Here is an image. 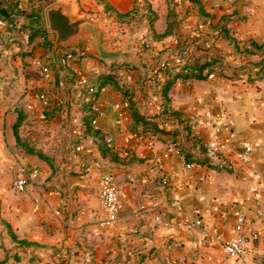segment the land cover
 <instances>
[{
  "label": "crops",
  "instance_id": "1",
  "mask_svg": "<svg viewBox=\"0 0 264 264\" xmlns=\"http://www.w3.org/2000/svg\"><path fill=\"white\" fill-rule=\"evenodd\" d=\"M170 2L176 27L162 36ZM54 3L97 23L111 40L107 50L117 35L128 36V25L140 24L155 46L145 55L149 62L139 65L141 57L122 50L124 57L100 58L91 38L77 37L72 46L57 49L58 57L87 45L89 51L75 58L78 74L60 73L54 88L53 76L42 72L52 61L48 48L54 41L44 12ZM174 48L183 50L191 71L199 73L198 65L208 62L203 78L189 85L178 79L169 90L171 108L183 115L174 142L168 134L146 133L128 143L127 99L107 84L96 104L102 112L99 130L114 140L111 151L101 153L89 142L84 152H73L70 141L86 107L78 77L123 72L140 112L157 115L161 99L152 92L147 67L161 64ZM118 61L130 66L118 68ZM35 90L63 100L49 122L38 118L30 101ZM115 103L122 109L115 110ZM16 109L25 113L19 134L35 144L42 136L43 146L37 147L59 153L54 171L38 156L19 153L12 128ZM193 136L225 142V168L197 163L204 154ZM246 146L252 153L244 163L237 154ZM180 148L191 162L175 152ZM5 151L38 175L25 192L7 189L0 175V264H264V0H0V152ZM13 159L7 156L8 164ZM103 172L123 190L118 217L109 225L102 224L98 194ZM68 177L76 178L68 183ZM235 209L245 216L247 239L243 254L227 256L201 231L230 236Z\"/></svg>",
  "mask_w": 264,
  "mask_h": 264
},
{
  "label": "built area",
  "instance_id": "2",
  "mask_svg": "<svg viewBox=\"0 0 264 264\" xmlns=\"http://www.w3.org/2000/svg\"><path fill=\"white\" fill-rule=\"evenodd\" d=\"M215 6H218L216 3ZM89 51V46H84L78 54L71 51L65 50L61 52L59 57L60 70L62 69L63 75L78 74L77 68L73 65L77 55H84ZM166 54L169 56V59L174 61V64L177 69L184 72L190 71V65L187 61L184 52L178 54L175 50H166ZM42 72L45 78H50L51 70L47 65L42 66ZM96 72V71H95ZM122 77L124 76L123 72H118ZM209 77H212V74H208ZM185 85H189L191 79H183ZM76 87L79 92L84 95L85 102L92 101V109L95 112V116L91 119V125L95 129H100V117L102 112L100 111L98 105L96 104V97L94 94L97 92V83L87 77L79 76L76 81ZM30 101L38 108V118L43 122H49L51 120V111L63 104V100L52 96L49 92L45 90H35L30 94ZM31 106V105H30ZM32 107V106H31ZM115 110H121V105L115 103L113 105ZM130 141L132 140H141L144 139L143 134L136 132H131ZM105 141L108 145L113 144V137L111 134H105ZM89 142H94L92 135L84 131L82 122L78 123L76 126V135L74 139L72 138L71 148L73 152H84L86 150V144ZM205 147V156L207 157L210 166L214 169H223L225 168V163L221 160V154L224 152L226 145L225 142L221 141L216 137H208L203 140ZM177 154L180 153L179 150L175 151ZM252 153V148L246 146L241 152L237 154V157L241 162H248L250 160ZM187 168H191L193 163H186ZM84 172H89L91 166L83 165ZM38 175V171L34 167H28L24 164H21L13 179V185L17 192H25L32 185L33 181ZM98 194L100 198V206L104 214V219L102 221L103 225H109L116 221L118 217V212L121 205V199L123 196L122 188L116 183L113 175L110 172H103L99 179V188ZM233 217V226L231 234L228 237L223 236L221 233L215 235H210L206 230L201 231V236L203 239L209 238L211 241L218 242L227 256H240L245 250L246 244V219L241 210L235 209L232 212Z\"/></svg>",
  "mask_w": 264,
  "mask_h": 264
},
{
  "label": "trees",
  "instance_id": "3",
  "mask_svg": "<svg viewBox=\"0 0 264 264\" xmlns=\"http://www.w3.org/2000/svg\"><path fill=\"white\" fill-rule=\"evenodd\" d=\"M174 2H170L171 6L169 5L168 9V17L169 20L167 22V27L165 32L162 34V36L170 35L174 32V29L176 27V14L174 11V7L172 6ZM51 45L48 48V51L50 52ZM175 52L178 54L183 53V50L180 48H174ZM60 57V55H59ZM51 66V75L53 76V87L58 88V77L60 73H62V69L60 72H56L54 63L50 62ZM129 65V63H127ZM208 65V62H205L204 64L198 65L199 67V73L194 71H187L184 72L182 70H179L176 68L175 64H173V61L171 59H165L162 61L161 64L156 63L154 65H149L147 69L150 72L149 79L151 80L152 85V92L156 95H158L161 99L159 103V113L157 115H146L140 112V110L137 107L136 101L132 98V94L129 92V89L126 88L121 81V76L116 71H109V72H100L99 74L95 75L94 81L97 83V92L94 94L95 97L98 96V93L100 90L107 84L112 85L115 90L119 91L123 97L127 99V105L130 109L131 118H132V125H131V131L136 132L139 134H146L150 133L152 135H171L174 137L177 135L178 131L176 129V125L180 124L182 122L183 115L174 109L171 108L169 104V90L171 87L175 84V82L178 79H201L203 76L201 75V71L203 68ZM130 66V65H129ZM134 67V66H131ZM144 67V66H143ZM74 74L67 75V77H71ZM205 77V76H204ZM92 101L86 102V107L84 110V113L81 117V122L84 128L85 132H88L92 135L94 142L98 145L101 153L110 150V145H108L105 141V136L100 132L99 129H95L91 125V119L95 116V112L92 109ZM62 107L59 106L56 109L60 110ZM55 111L52 110L51 113ZM25 119V113L22 111V109L17 110V118L12 126L13 128V134L15 137L16 145L21 146L25 152L34 154L38 156L40 159L44 160L46 163H48L50 166L52 165V160L43 153V151L35 145L34 142H30L27 137L21 136L19 134V129L21 124L23 123ZM168 126H171L170 129H168ZM194 143L199 147L201 154L205 153V147L202 141V138L193 136L192 137ZM111 151V150H110ZM181 154L184 156V159L186 161L191 162V154L182 152V149L180 148ZM109 153V152H108ZM197 163H205L210 165L207 157L204 154V157L200 156L197 158Z\"/></svg>",
  "mask_w": 264,
  "mask_h": 264
},
{
  "label": "water",
  "instance_id": "4",
  "mask_svg": "<svg viewBox=\"0 0 264 264\" xmlns=\"http://www.w3.org/2000/svg\"><path fill=\"white\" fill-rule=\"evenodd\" d=\"M44 14L47 30L54 35V41L51 46V57L56 71L60 70L57 49L59 47L72 46L77 37L91 38L100 58L116 59L125 56L122 51L107 50L106 45L111 40L105 37L103 30L99 28L98 24L85 17L70 15L68 6L54 3L46 7ZM74 178L76 177H68L67 182L69 183V180Z\"/></svg>",
  "mask_w": 264,
  "mask_h": 264
},
{
  "label": "rangeland",
  "instance_id": "5",
  "mask_svg": "<svg viewBox=\"0 0 264 264\" xmlns=\"http://www.w3.org/2000/svg\"><path fill=\"white\" fill-rule=\"evenodd\" d=\"M137 24H133V25H128V36L124 37L123 35L125 33H120L119 35H117L114 40L113 43L111 45L108 46V48H110L111 50H122L125 52H135V54L137 55V57H141V61H139L137 64L139 65H145L147 64L149 61L147 60V58L145 59V55L147 53H149L150 51H152L155 46L152 45L151 43V39L148 37V34L144 32L143 29L140 28V24L138 26H136ZM48 55H49V51H48ZM47 60H49V57H47ZM48 63V62H47ZM51 63H48V67ZM116 66L118 68H123L124 66H128V64L124 63V61H118L116 63ZM132 69H134V67H131ZM50 69V68H49ZM145 73H140V76L143 77ZM140 77V78H141ZM130 79H127L125 77H121V81L123 82L124 86H126L127 84H129ZM17 111V109H16ZM20 130V129H19ZM44 140V137L40 136L39 139H37V143L35 144L36 146H43L42 142ZM17 148H19V153L20 152H25V150L21 147L16 145ZM45 148V147H43ZM55 149V148H54ZM60 151V150H59ZM27 153V152H25ZM44 154H46L47 156H49V158L51 160H53V164H54V160H55V155L59 154L58 152H54V150H52L51 148L43 151ZM7 156H10L11 158H14L12 161H9L10 163L8 164L7 161ZM20 156V154H19ZM0 160H1V166H0V175H2L4 178H6V187L7 189H10L14 192H17L14 188L13 185V179L14 176L17 172L18 167L21 164H24L28 167H30V165L22 162L20 160V158L18 159L17 154L13 153L12 151H5V152H0ZM51 165V169H53V171L55 170L54 165ZM28 191V189L26 190Z\"/></svg>",
  "mask_w": 264,
  "mask_h": 264
}]
</instances>
